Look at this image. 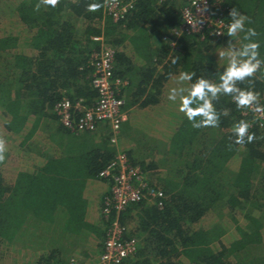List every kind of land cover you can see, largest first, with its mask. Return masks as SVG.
<instances>
[{
  "label": "trees",
  "instance_id": "16d2710c",
  "mask_svg": "<svg viewBox=\"0 0 264 264\" xmlns=\"http://www.w3.org/2000/svg\"><path fill=\"white\" fill-rule=\"evenodd\" d=\"M186 1L133 0L124 19L113 22L104 7L86 11L104 0H61L39 12L38 0H0V137L7 148L0 163V264L5 250L10 264H68L70 251L56 238L75 240L82 264L96 262L115 219L103 213L111 182L100 172L118 151L139 167L149 189L162 193L120 212L124 237L137 241L122 264H264V123L223 94L212 101L219 127L194 129L179 111L191 83L203 77L218 84L231 61L248 59L240 53L252 43L259 44L260 67L236 86L259 93L264 106V0H224L228 25L233 8L236 19L246 17L235 36L184 35L171 48L167 36L180 25ZM102 46L114 52L113 76L125 82L118 95L131 109L116 144L109 131L71 130L54 112L64 99L96 102L92 81ZM182 72L195 73L192 81H182ZM172 89L175 102L168 99ZM240 120L252 125L254 142L234 143ZM130 129L164 142L163 164L136 159L138 150L123 136ZM17 255L26 260L18 263Z\"/></svg>",
  "mask_w": 264,
  "mask_h": 264
},
{
  "label": "built area",
  "instance_id": "2783aa9c",
  "mask_svg": "<svg viewBox=\"0 0 264 264\" xmlns=\"http://www.w3.org/2000/svg\"><path fill=\"white\" fill-rule=\"evenodd\" d=\"M132 5L133 0H114L113 3L104 6V12L113 22H118L124 19ZM225 11L224 0H187L181 10L180 25L168 33L170 47L174 48L178 39L184 35L208 34L214 38H221L228 27L224 17ZM94 40L102 39L96 37ZM113 62V50L102 46L92 81L98 98L92 106L85 107L80 102L73 104L64 99L55 105L54 112L65 127L78 132H93L99 125H107L110 141L116 144L127 115L123 109L125 102L118 95L125 82L113 76ZM255 108L256 105L253 104L251 109H246L244 115L249 114L252 121L263 126L264 112H255ZM76 114H80L78 119L75 118ZM100 176L111 182L110 197L105 201L103 213L108 217L114 212L115 219L107 232L103 251L93 264H122L125 258L136 252L137 241L124 237L125 228L118 220L120 212L127 205L139 202L145 197L160 199L162 193L149 189L143 181L139 167L132 166L127 156L119 151L114 161L100 172ZM68 264L79 262L71 258Z\"/></svg>",
  "mask_w": 264,
  "mask_h": 264
},
{
  "label": "clouds",
  "instance_id": "9594fccd",
  "mask_svg": "<svg viewBox=\"0 0 264 264\" xmlns=\"http://www.w3.org/2000/svg\"><path fill=\"white\" fill-rule=\"evenodd\" d=\"M60 2L61 0H38L34 10L39 12L41 5L45 8L54 9ZM113 2L114 0H104V4L90 3L86 6V11L96 12L106 4ZM237 15L238 13L235 8L229 13V16L232 17V22L227 27L228 36H235L237 32L244 30L246 17L241 16L240 19H236ZM248 35L255 36L257 32L253 28H248ZM247 38L245 36V39ZM258 48V43L245 45L244 51L240 55L246 56L248 59L239 64L235 60L231 61L220 75V82L218 84L200 77L190 84L191 86L187 89V94L179 96V111L185 115L194 129L216 128L220 126V116L217 114L212 101L219 100L221 94L230 96L237 109H251V106L255 104V112H264V106L259 104V93L240 89L236 86L237 82H243L245 78L253 76L260 67L261 61L256 59L259 54L256 51ZM194 75L195 73L182 72L179 76L182 81L191 82ZM168 99L173 102L177 101L175 89L170 91ZM223 114L228 115L227 111ZM251 127L252 125L244 120H240L233 125L232 129L235 134L234 143L236 145L254 142L256 135L249 132ZM245 137L247 138L246 140ZM6 151V141L0 137V163L5 161Z\"/></svg>",
  "mask_w": 264,
  "mask_h": 264
},
{
  "label": "rangeland",
  "instance_id": "374dc122",
  "mask_svg": "<svg viewBox=\"0 0 264 264\" xmlns=\"http://www.w3.org/2000/svg\"><path fill=\"white\" fill-rule=\"evenodd\" d=\"M109 135H110V133H109ZM135 139H137L138 145L141 147V149H143L145 146H149L150 145L149 141L146 142L143 139H140L139 137H136ZM156 146H158V145H156V143H154V144H151L150 148L154 147L153 150H155L156 153H157V151H159L158 153L160 154L162 152V149L160 148V145L158 147H156ZM139 156H142V155L139 154V155L135 156V157H137L136 159L139 160ZM157 156H158V154H157ZM151 158H152V160H154L156 162H159L160 165L163 164V160H164L163 155H161L160 158H158V159L151 155ZM167 166H168L167 162L164 161V166L163 167L159 166V167H160V170L164 173V172H166ZM46 242L48 243V241H46ZM56 242H57V244L63 245L64 247L69 249V251H70L69 253L70 254L66 253L67 256H69V258H68L69 260L71 259V257L72 258L75 257L79 261V264H82L84 262V258H82L83 257V255H82L83 251L80 250L82 247L81 246H80V248L77 247V249L75 251H73L75 248L72 247V245L75 244L76 246H78V243L75 240H73L72 238H66V239H62V240L59 241L56 238L55 239V243ZM39 245L44 246L45 244H44L43 241H41V242L39 241ZM48 245H51V244L48 243ZM17 247L20 248L19 246H17ZM4 254L7 255V250H5ZM5 255H3L5 257V259H6L5 260V264H10L9 260H11V258H8V256H5ZM15 258H16V261L17 260L19 261V262L17 261L18 263H21L20 258H17V256H15Z\"/></svg>",
  "mask_w": 264,
  "mask_h": 264
},
{
  "label": "crops",
  "instance_id": "0c3cea01",
  "mask_svg": "<svg viewBox=\"0 0 264 264\" xmlns=\"http://www.w3.org/2000/svg\"><path fill=\"white\" fill-rule=\"evenodd\" d=\"M137 63L139 64V65H142L143 64V62L142 61H137ZM131 110V109H130ZM130 110L129 111H126V115H127V119H126V121L122 124V126H121V129H122V127H123V125H125V123L126 122H129V115H130ZM109 130H108V128H107V126L106 125H99L98 127H97V129H96V131L95 132H99V133H107ZM124 138H126L131 144H132V148H136V150H138V151H136L137 153H138V155L140 154V155H142L141 157H145V158H151V155L152 156H154V157H156L157 159L158 158H160V154L158 153L159 151H157V153H156V151L155 150H153V148H150V146H151V144H154V143H156V145H160V148L162 149V150H164V142H161V141H159V140H156L155 138H151L150 136H148V137H146V136H144V137H141V135H138L137 134V132H135V131H133V130H127V132H125L124 133ZM136 137H139L140 139H143L144 141H146V142H150V145L149 146H145L143 149H141V147L137 144L136 146H135V138ZM155 139V140H154ZM158 146H156V147H158ZM157 154H158V156H157ZM95 209H96V206H95ZM23 251V250H22ZM16 255V254H15ZM20 256L21 255H17V257L18 258H20ZM26 257L27 256H24V255H22L21 256V259H20V261H25L26 260ZM69 258V257H68ZM3 264H4V262H3Z\"/></svg>",
  "mask_w": 264,
  "mask_h": 264
}]
</instances>
